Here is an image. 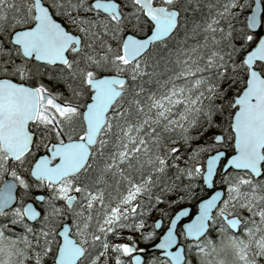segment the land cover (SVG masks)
I'll return each instance as SVG.
<instances>
[{
    "label": "snow or ice",
    "instance_id": "1",
    "mask_svg": "<svg viewBox=\"0 0 264 264\" xmlns=\"http://www.w3.org/2000/svg\"><path fill=\"white\" fill-rule=\"evenodd\" d=\"M0 264H264V0H0Z\"/></svg>",
    "mask_w": 264,
    "mask_h": 264
},
{
    "label": "rangeland",
    "instance_id": "2",
    "mask_svg": "<svg viewBox=\"0 0 264 264\" xmlns=\"http://www.w3.org/2000/svg\"><path fill=\"white\" fill-rule=\"evenodd\" d=\"M143 246V245H142Z\"/></svg>",
    "mask_w": 264,
    "mask_h": 264
}]
</instances>
